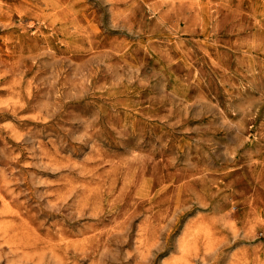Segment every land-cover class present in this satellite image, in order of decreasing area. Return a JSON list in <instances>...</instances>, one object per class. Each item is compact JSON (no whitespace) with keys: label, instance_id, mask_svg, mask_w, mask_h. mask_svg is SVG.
Returning a JSON list of instances; mask_svg holds the SVG:
<instances>
[{"label":"rangeland","instance_id":"374dc122","mask_svg":"<svg viewBox=\"0 0 264 264\" xmlns=\"http://www.w3.org/2000/svg\"><path fill=\"white\" fill-rule=\"evenodd\" d=\"M7 263L264 264V0H0Z\"/></svg>","mask_w":264,"mask_h":264},{"label":"bare ground","instance_id":"6f19581e","mask_svg":"<svg viewBox=\"0 0 264 264\" xmlns=\"http://www.w3.org/2000/svg\"><path fill=\"white\" fill-rule=\"evenodd\" d=\"M1 9H2V8H1ZM5 14H6V13H5ZM3 23H4V22H3ZM144 47H145V46H144ZM51 61H52V60H51ZM245 89H246V88H245ZM91 103H92V102H91ZM196 105H197V104H196ZM196 105H195V106H196ZM57 106H58V105H57ZM87 106H88V105H87ZM193 106H194V105H193ZM88 107H89V106H88ZM66 108H67V107H66ZM96 111H97V110H96ZM98 111H99V109H98ZM237 118H238V117H237ZM32 128H33V127H32ZM45 130H46V129H45ZM172 131H173V130H172ZM31 144H32V143H31ZM127 144H128V143H127ZM82 229H83V228H82ZM40 257H41V256H40ZM40 259H41V258H40ZM38 261H39V260H38ZM38 261H37V262H38ZM43 262H44V261H43ZM74 262H75V261H74ZM7 264H8V263H7ZM39 264H41V263H39Z\"/></svg>","mask_w":264,"mask_h":264}]
</instances>
